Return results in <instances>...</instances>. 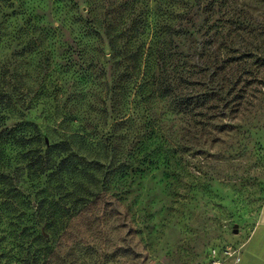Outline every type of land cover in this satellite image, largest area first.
<instances>
[{
    "label": "rangeland",
    "instance_id": "obj_1",
    "mask_svg": "<svg viewBox=\"0 0 264 264\" xmlns=\"http://www.w3.org/2000/svg\"><path fill=\"white\" fill-rule=\"evenodd\" d=\"M121 1L0 0L3 82L24 94L32 106L30 119L43 124L45 114L60 118L70 97L80 118L99 117L101 86L94 79H80L78 66L65 69L63 58L67 47L75 53L98 55L103 50L108 55L102 35L106 25L83 27L99 15L101 20L115 17V12L105 14ZM128 2L114 28L120 31V50L126 47L135 54L137 48L139 53L121 66H152V72L158 66L154 48L161 16L197 8L201 14L208 6L198 16L200 24L218 21L222 28L214 24L193 44L195 53L184 51L190 58L187 65L208 66L202 82L221 87L222 96L218 109L197 118L178 109L168 114L164 103L154 102L163 135L148 128L132 152L125 183L112 178L107 182L105 201L122 188L123 201L117 206L125 215L124 228L112 230L108 207L103 220L95 223L99 234L92 263L253 264L251 236L264 207V0ZM132 10L141 20L137 33L129 30ZM93 32H101L100 42L92 41ZM202 49L207 57H199ZM227 59L230 63L223 67L220 62ZM106 66L109 75L113 62ZM3 167L0 163V264H27L10 226L14 185L9 179L4 186L1 178L12 173L13 165Z\"/></svg>",
    "mask_w": 264,
    "mask_h": 264
},
{
    "label": "trees",
    "instance_id": "obj_2",
    "mask_svg": "<svg viewBox=\"0 0 264 264\" xmlns=\"http://www.w3.org/2000/svg\"><path fill=\"white\" fill-rule=\"evenodd\" d=\"M167 1L173 4V0ZM128 3L122 0L117 9L105 14L115 12V17L101 20L99 15L87 19L83 27L98 29L106 25L102 35L107 40L108 55L103 50L98 55L75 53L69 47L64 53L65 69L78 66L80 79H94L101 86L97 94L98 103L102 104L99 117L80 118L75 104H69L70 99L75 100L70 97L61 109L60 118L45 114L43 124H39L29 118L32 106L24 100V94L4 84L6 73L0 70V163L5 165L4 169L13 165L12 173L2 174L1 178L4 186L9 179L14 185L10 226L21 253H26L27 264H94L92 259L97 256L94 246L99 234L95 223L103 220L108 207L112 230L119 232L124 228L125 215L117 206L123 201L122 188L119 185L105 201V186L111 178L125 183L132 152L148 128L163 135L164 124L156 115V100L167 106L168 114L178 109L184 116L197 118L218 109L221 87H206L201 77L208 66L187 65L190 58L184 50L189 55L195 53L193 44L197 38L207 36L214 24L223 23L209 24L204 20L200 24L198 16L206 14L208 6L201 14L197 12L199 8L192 13L164 14L154 48L156 71L152 72V66L128 63L121 66L123 60H134L139 53L137 48L135 54H129L133 50L126 47L121 51L120 31L115 32L114 28L120 11L126 10ZM132 11L128 13L133 15L129 30L137 33L141 20ZM100 34L93 32L90 38L100 42ZM200 54V58L205 56V50ZM109 62L113 66H109L108 75ZM220 63L224 67L230 62L227 59ZM195 87L201 90L193 92ZM8 213L6 209L5 214Z\"/></svg>",
    "mask_w": 264,
    "mask_h": 264
},
{
    "label": "crops",
    "instance_id": "obj_3",
    "mask_svg": "<svg viewBox=\"0 0 264 264\" xmlns=\"http://www.w3.org/2000/svg\"><path fill=\"white\" fill-rule=\"evenodd\" d=\"M251 240L253 241V264H264V207L258 214Z\"/></svg>",
    "mask_w": 264,
    "mask_h": 264
}]
</instances>
